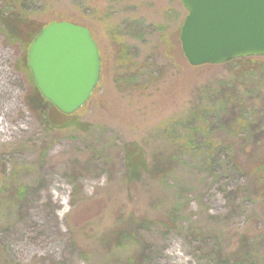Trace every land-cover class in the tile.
Masks as SVG:
<instances>
[{"label": "rangeland", "instance_id": "374dc122", "mask_svg": "<svg viewBox=\"0 0 264 264\" xmlns=\"http://www.w3.org/2000/svg\"><path fill=\"white\" fill-rule=\"evenodd\" d=\"M10 2L0 6L89 27L100 76L57 126L22 49L0 31V264H264V162L246 179L231 161L234 151L264 156V144L242 141L243 125L214 124L213 111L194 113L214 77L232 75L228 64L188 62L181 1ZM243 77L253 86L241 87L243 105L263 115L260 72Z\"/></svg>", "mask_w": 264, "mask_h": 264}, {"label": "water", "instance_id": "95a60500", "mask_svg": "<svg viewBox=\"0 0 264 264\" xmlns=\"http://www.w3.org/2000/svg\"><path fill=\"white\" fill-rule=\"evenodd\" d=\"M187 14L181 48L192 65L264 54V0H180ZM28 65L41 93L71 113L91 95L100 76L90 29L70 20L45 24L28 46Z\"/></svg>", "mask_w": 264, "mask_h": 264}, {"label": "trees", "instance_id": "16d2710c", "mask_svg": "<svg viewBox=\"0 0 264 264\" xmlns=\"http://www.w3.org/2000/svg\"><path fill=\"white\" fill-rule=\"evenodd\" d=\"M8 2L9 3L7 4V6L12 7L13 4H11L10 0H8ZM45 24L46 23H42L38 20L35 21L34 18L25 16L22 12H17L12 8H10L9 10H5L0 6V31L6 30L11 32V35H13L12 38H14L11 41L17 43L23 51L20 60L28 67V46L31 40ZM214 64H228V69L230 70L229 72L232 76L226 74L215 76L214 79L217 80L216 84L214 86L211 85L212 87L205 89V91L203 92L205 101H200L198 106H200L201 108L199 109L198 106H196L195 108H198V110L194 113H198L196 116L201 117L202 113L213 111L212 115L215 116L214 124H218L222 128H225L230 124H239L238 126L243 125L245 129L242 131L244 133L242 141H250L252 143L251 147L253 145H258V148H261V146H263L264 144V124L261 125V123H264V114L262 115L263 112L261 111V113L259 111V107L256 106L255 102H253V105L251 103L249 104L251 107L243 105V99L241 97L245 94V92L243 94L241 87L245 89L246 87L250 86V84H248L243 76H247L249 72H253L255 70L259 71L261 74L259 81L264 83V55L241 56L227 60L225 62ZM32 84H35V88L38 89L34 79L32 80ZM251 87L253 86H250V88ZM256 88L257 87H255L251 91L256 92L254 97L251 96L252 99H257L258 96L261 95ZM250 95L252 94L250 93ZM40 98L44 102L45 115H47V118H49V120H51L57 126H59L61 123H71L72 120L70 121L69 119L72 116V113H64L59 110L49 99L42 95L41 92ZM261 100V103L264 104V97H262ZM245 107H249L253 110V113L251 114L249 120L245 119L246 116L243 117V109ZM55 118H57V120ZM188 144L194 146V144L189 140ZM131 150L134 154H138L139 160L142 161L143 165L148 166L150 164L149 167L152 168L154 161H150L146 158V155L143 154V148L141 149L137 147V145H133V148ZM255 152L256 151H254L253 154H251V152L249 153L248 151L244 153V158H246V160H240L235 151L231 154L232 165L240 174H244L246 176V179L251 172L254 162L257 166H261L264 162V156H260V154L258 155ZM253 158L254 160H252ZM159 163L160 162L158 161L156 165H158ZM252 178L254 184L253 188H251L250 190L254 193H257L261 187L260 184H258V182L260 181V177L257 174H254ZM248 182L249 181H247V184ZM243 185H245V183ZM243 185L236 184V186L239 187L233 186L232 192H234L235 194L232 195L229 193L228 198H236L240 193V187L244 188ZM19 189L20 188L18 187L15 190L16 193L19 191Z\"/></svg>", "mask_w": 264, "mask_h": 264}]
</instances>
